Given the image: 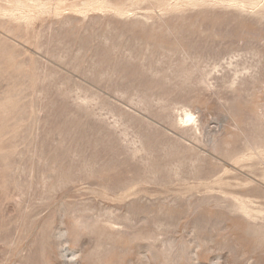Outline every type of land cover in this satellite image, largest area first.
Masks as SVG:
<instances>
[{"label":"rangeland","instance_id":"374dc122","mask_svg":"<svg viewBox=\"0 0 264 264\" xmlns=\"http://www.w3.org/2000/svg\"><path fill=\"white\" fill-rule=\"evenodd\" d=\"M0 264H264V0H0Z\"/></svg>","mask_w":264,"mask_h":264}]
</instances>
